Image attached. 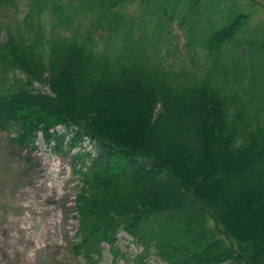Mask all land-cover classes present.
I'll list each match as a JSON object with an SVG mask.
<instances>
[{"label": "trees", "instance_id": "1", "mask_svg": "<svg viewBox=\"0 0 264 264\" xmlns=\"http://www.w3.org/2000/svg\"><path fill=\"white\" fill-rule=\"evenodd\" d=\"M128 1L0 0V13L15 14H0V130L26 152L40 135L74 151L77 264L97 263L104 243L125 257L120 231L141 246L134 264L151 253L166 264H264V73L253 55L264 32L239 44L250 15L238 12L201 39L206 69L168 70L170 30L162 22L149 48L146 35L130 41ZM156 1L167 24L185 4L182 24L205 0ZM229 44L233 58L245 44L252 55L234 82L227 59L212 62Z\"/></svg>", "mask_w": 264, "mask_h": 264}, {"label": "rangeland", "instance_id": "2", "mask_svg": "<svg viewBox=\"0 0 264 264\" xmlns=\"http://www.w3.org/2000/svg\"><path fill=\"white\" fill-rule=\"evenodd\" d=\"M158 2L154 0L145 5L142 0H130L122 9L134 19L130 41L132 38L140 40L146 35L145 45L149 48V40L160 39L154 32L157 28L161 31L162 22L164 28L170 30L169 37L163 34L168 39L161 43L160 48L162 65L168 70L173 67L176 71L181 68H184L183 71L189 70L195 64L206 69L211 61L200 43L201 39H208L214 29L227 24L238 12L250 15L235 37L239 44L252 36L256 37L259 30L264 32V0H205L191 14H187L182 24L180 16L185 4L174 7L176 10L173 15L178 21L167 24ZM0 14L4 19L15 16L14 12L9 11ZM185 26L189 29L187 33L183 29ZM54 31L58 32L57 28ZM60 31L65 32L66 29L61 28ZM263 40L264 34H261L260 42ZM237 42L234 49L237 48ZM231 47V44L224 46L223 52L228 54ZM247 48L250 49V46L246 47L245 44L242 49L244 52L240 49L241 59L236 54L233 58L229 53L226 58L223 54L220 58L213 56L212 62L219 64L227 59L225 66L232 68L229 78L234 82L235 76H240L244 61L249 68L244 70V74L249 75L252 71V61L247 58L252 55L251 52L246 53ZM256 50V54H252L260 58V70L264 73V51L260 52L259 48ZM241 81L246 83L247 76ZM35 87L49 91L47 85L36 83ZM63 130L60 128V132ZM84 146L92 149L87 141ZM73 154L74 151L64 155L52 150L42 135L36 140V148L26 152L12 144L8 134L0 130V264H77L80 260L69 251V242L76 240L78 226L74 217V200L79 178L74 171ZM117 245L125 257H115L109 245L104 243L102 257L95 264H134L132 258L141 250V246L133 241V237L120 231ZM147 259L151 264H166L154 253Z\"/></svg>", "mask_w": 264, "mask_h": 264}]
</instances>
